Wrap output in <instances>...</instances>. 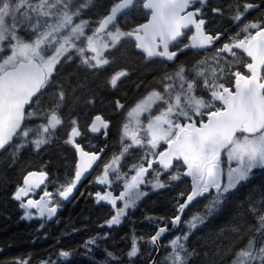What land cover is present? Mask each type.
<instances>
[{
  "label": "snow or ice",
  "instance_id": "1",
  "mask_svg": "<svg viewBox=\"0 0 264 264\" xmlns=\"http://www.w3.org/2000/svg\"><path fill=\"white\" fill-rule=\"evenodd\" d=\"M90 3L91 0L87 3H77L74 0H38V3L33 0H0V45L6 40L5 32L8 27L13 28L9 43L10 54L0 57V150H6L15 144V150L19 152L30 143L39 151L49 142L50 130L54 131L62 124L60 116L55 109L48 113L39 109L34 112L30 110V106L40 103L45 90L53 86L57 66L62 60L71 62L73 52L79 57L81 66L96 73L106 70L113 63L115 51L123 40H127L146 61L161 58L162 61L172 62L178 51H170V45L178 43L179 38L185 35V30H194V34L190 36L191 44L184 45L179 51L189 47L214 48L215 56L211 65L206 57L197 60L191 69L180 65L173 73L165 72L160 79L163 92L150 91L127 111V118L135 127L130 128L129 123L123 124L121 154L105 163L103 174L98 175L95 180L97 184L108 185V173L111 169L117 180L123 179V190L119 196H114L112 191H104L103 194L97 191L95 199L98 204L103 201L113 209L114 214L104 222V225L111 228L120 225L126 210L134 208L136 202L147 195L146 191L141 190V185L149 184L154 190L164 189L171 186V182L189 177L191 189L187 194H179L182 198L186 195V199L177 201L178 214L171 219V224H179L181 214L191 202L215 189L216 196L209 207L211 212L225 194L235 189L240 182L246 181L254 169L264 168V20L243 23L238 31L229 34L227 40L219 45L217 42L225 33L217 31L213 34L206 29L208 21L204 8L207 0H117L89 34L86 29L90 22L78 18ZM196 4L199 7H195ZM13 6L18 11L13 12ZM25 7L32 12L39 10V16L46 19L41 23L39 17L33 20L29 15L25 17L28 21L25 25L17 19L19 10ZM136 7L145 10L146 22L128 30L121 29L117 24L118 13ZM236 7L237 10L229 18L239 22L246 13L262 6L244 0L242 11L239 10V3ZM222 11L221 7H211L214 14ZM22 28L32 30L35 37L33 41L25 42L21 39L18 32ZM49 50H52L51 54L47 55ZM240 53L250 58V61H242L246 72L240 68H229L234 61H229L228 57L242 60ZM129 76L127 69H120L110 74L107 84L115 89L118 82ZM174 80L179 81V90L175 92L173 100L169 96L174 91L175 84L165 81ZM201 84L210 100L197 94ZM56 92L58 101L66 99V92L61 86H57ZM158 101L162 102V108L159 114L153 115L151 110ZM88 102L94 104L95 101L90 99ZM115 105L118 110L125 108L118 99ZM144 113H149L146 122L141 121ZM33 116H40L46 123L42 122L34 129L25 123ZM205 116L206 121L203 119ZM195 117L201 119L196 120ZM71 123L73 126L65 143L75 149L78 159L70 183L62 185L55 194L44 190L39 200L29 198L25 201V197L45 185L48 180L45 170L28 171L23 175L22 184L12 194V199L19 202V207L24 210L21 218L41 220V229L46 226L45 219L51 221L61 206L55 195L68 201L103 152V149L92 153L83 150L76 139L82 135L76 126L78 121L73 119ZM101 128L108 129L109 122L97 114L89 131L98 133ZM104 135L107 136V132ZM133 148L141 150L142 163L132 165L130 171L135 174L129 179L127 174L121 176L119 163L121 156ZM224 158L229 167L227 184L222 186L220 176ZM150 170L152 179L146 180V174ZM118 200L123 201V206L118 205ZM33 209L35 212L31 211ZM258 220L264 236V215H259ZM197 222L202 223L203 218H194L189 223V228H195ZM166 231L165 226L159 227L151 236L150 242L155 245ZM100 238V234L89 237L82 247L86 251H92L89 246L98 247ZM103 238L106 239L107 234H103ZM184 238L187 239V236ZM178 240L179 237L170 241L171 261L172 264H186L185 258L179 254L180 250H185L188 256L192 253L187 252L185 245L178 243ZM104 252L108 258L106 264L108 261L119 262L120 258L113 252L107 249ZM138 252L137 242L133 239L127 252L130 262L137 257ZM239 255L248 257L253 264L257 260L259 264H264V247H259L256 252L241 251ZM59 257L70 258L71 253L62 249ZM16 264H30V261H17ZM41 264L61 262L49 257L42 259ZM152 264L158 262L153 259Z\"/></svg>",
  "mask_w": 264,
  "mask_h": 264
},
{
  "label": "rangeland",
  "instance_id": "2",
  "mask_svg": "<svg viewBox=\"0 0 264 264\" xmlns=\"http://www.w3.org/2000/svg\"><path fill=\"white\" fill-rule=\"evenodd\" d=\"M113 1V0H112ZM111 0H91V3L89 4L87 9L82 10V16L78 18L79 19H84L89 21V26L86 29V31L90 34L91 33V29L93 27L96 26L97 21L101 18L102 14L101 11L107 6V10H109L110 5H111ZM230 0H226L224 3H220L221 0H209V7L207 8V14H208V18H209V24L212 25L214 24V27H218V28H222L223 31L226 30V32L229 34H234L236 31L239 30V26H241L243 23L249 22L248 21V16L249 13H246L245 16L242 18L241 21L239 22H235L232 19H230L229 17L237 10V7L235 4L234 7H231L230 10L225 11V6L226 4L228 5ZM237 1H241L240 4V9L242 11V4L244 2V0H237ZM236 1V2H237ZM252 0H247V2H251ZM257 1L258 3L256 4H260L261 1L264 3V0H254ZM34 3H38V0H33ZM74 2H84L87 3L88 0H74ZM106 4V6L101 9L100 4ZM232 4V3H231ZM0 6H2V4H0ZM211 7H221L223 9L222 13L220 14H214L211 12ZM13 12L18 11V9L13 6L12 8ZM105 11V12H106ZM109 12V11H108ZM134 13V9L127 11L125 13H120L118 14V17H121V22L120 20L117 22L118 26L123 29V30H128L130 29V25L133 21L132 19V15ZM108 14V13H107ZM31 15L33 20H35L37 17H39L41 23H43L44 17H40L39 16V10H36L35 12H32L30 9H28L27 7L20 9L19 10V15L17 17L18 21H22L25 25H27L28 21L25 20V17ZM251 15V14H250ZM13 31V28L11 26L8 27V30L5 32V36H6V40L3 42L2 45H0V57H3L7 54H10V47H9V43H10V35L11 32ZM253 32L255 30H252ZM18 34L20 35L21 39L25 42H31L34 40V35L31 29L28 28H22L19 30ZM77 43H80L79 41ZM123 43L121 42V46L115 51L114 54V61L113 63L107 67L106 70H102L98 73L96 72H92L90 70L85 69L83 66L80 65V60L79 57L76 56V54L73 52V60L71 62H68L67 60H62V62L57 66V71L54 73V77H55V81L53 83V86L50 87L49 89L45 90V94L41 97L40 99V103L37 104H33L30 107H32V110L34 112H36L38 109L39 110H43L44 113H48L51 109H55L57 114L60 116L61 120H62V124L59 125L57 127L56 130L52 131L50 130L49 136V142L42 146V148L37 151L30 143L21 148L19 150V152H16L15 150V146L11 149L12 152L7 153L6 157L9 159V162H5V164L3 166H1L0 164V182L3 183L4 185L7 184V181H4L2 178V173L3 170H5L6 168L9 170L10 165H13L16 161H17V155H21L22 152L29 150L31 148V150L34 153V162L33 163H37V166L40 165H45L41 159V157L46 153V151H48L50 148L56 146L54 148L53 151L55 152H60V170L57 169H53L52 170V175H53V182L51 183L52 185H54V190L57 193V189L60 188L62 185H67L68 183H63L64 181L70 180L71 179V175L69 172L70 166L72 164V158H73V154L71 151L68 150L67 146H64V143L62 141H60L61 139H64L70 128L73 126L71 121L72 116L74 114V112H76L75 114L78 115L79 117L82 116H86V113L88 111V108L92 105L90 103H88V108L85 105H81V107L79 109L75 108L78 104V100H76V93H74V91L77 88V82L79 80H87L89 79L88 77H94V76H98L99 74L104 75V79L107 82V76L110 77V74L114 73L115 71H118L116 69H112L114 63L117 64V62H119V59L122 58V46ZM58 46L57 45H54ZM85 46H86V42H85ZM54 47L52 50H54ZM49 50L46 52L47 55L51 54V51ZM208 58V63L209 65H211L212 63V58L214 57H208L207 55H203V54H189L188 56V63L189 65L187 66V69H191L194 65L195 62L197 60H202L205 58ZM161 66H158V76L156 78L155 84H153L150 89H157V90H161L163 89L162 84L160 83V79L163 76V74L165 72L170 73V69H176L177 66H172V67H168L164 64H160ZM199 67V66H197ZM120 69H124L123 67ZM119 69V70H120ZM189 73H191V71H189ZM177 82H179L178 80H174L171 81L170 83H174L176 84ZM77 85V86H76ZM57 86H61L65 92H66V99L64 101H58V96H57V92H56V88ZM85 99L84 95L82 97H80L81 99ZM169 98L174 100V96H173V92L170 94ZM92 99V98H88ZM95 100V99H94ZM57 103L59 104V107H57ZM103 107H107L105 104H102ZM162 108V102H156L153 105V108L151 110V113L154 114L155 112H160ZM76 109V110H75ZM129 110V109H128ZM127 110V111H128ZM146 115V118L148 117L149 113H144L142 114L141 118ZM46 123V120H43L40 116H33L30 119H27L25 121V123L29 126H32L34 129L38 126V124L40 123ZM124 123H129L130 124V128H134L135 125L129 121V119L127 118V112H126V116L124 118V121L122 123V128H123V124ZM32 135H30V138H32ZM142 136L144 135L143 133L141 134ZM127 142V141H125ZM50 147V148H49ZM48 148V149H47ZM45 150V151H44ZM69 151V152H68ZM122 151V147L120 149V152H117L116 156L120 155ZM140 149L137 148H133L130 149L129 153H125L123 156H121L120 159V163H119V171L121 173V176H123L124 174H127V176L129 175V167L132 165V163L137 160L140 159ZM28 152V151H27ZM42 152V153H41ZM68 152V153H66ZM26 155V152L24 153ZM38 154L39 156L35 155ZM41 155V156H40ZM26 157V156H25ZM150 158V157H149ZM20 159V157H19ZM4 161V159H3ZM30 162H27L26 160L24 162L19 163L18 165V170H15L13 173L14 175L21 172L22 170H24V168L26 167V164H29ZM224 178H226L225 175V168L227 169L228 172V164L226 161V158L224 159ZM6 165V166H5ZM235 166V165H233ZM111 173V179H112V183L120 188L121 183H122V187L120 188V191L123 190V179L117 180L116 174L112 172V170L110 171ZM152 179V173L150 171V173L148 174L146 180H150ZM183 179V177H182ZM10 183H8L6 186H8ZM227 184V182H226ZM264 184V168H256L253 170V172L249 175V178L246 181H242L240 182L235 189L230 190L227 194H225L224 198L222 199V201L215 206V208L210 212L209 211V207L212 205L213 203V198H209L206 199L202 202H200L197 206V209H192V212H189L188 214V218L186 219L185 223L183 224V226L181 227V229L176 232L177 230L173 231L170 233L169 238L165 239L164 238V242H163V251H162V258L159 264H172L171 261V254H172V249H171V244L170 241L173 238H177L179 237L178 243H183L185 245V249L187 250V252H191L192 255L188 256L186 255L185 250H180L179 254L182 255L185 258L186 264H233V262L235 261L236 264H253V262L248 258V257H241L239 255V253L241 251H246V250H252L253 252L258 251L259 247H264V236H262L261 234V229H260V225H259V220H258V216L259 215H264V196L260 197V198H252L251 196H247V198L245 199V201L250 202L252 200H255V204L252 205H257V208H249L248 213L243 214V217L246 218L247 215H251L250 217L253 218V221L250 222L249 220L246 222L247 223V227H248V231H245V233L243 235L244 238H242L236 245H232V244H228L229 238H227L226 236L229 235V233H234L235 235H239L242 234V232H244V230H242V232L240 230L235 231V228H232L229 226V222L233 221L235 219L236 215H241V213H239V211L243 210L242 207H238V212H236V215L234 216L233 219L226 221L223 220V222H220V224H215L214 219L215 217H219L221 218L223 213V209L227 206L228 204V200L229 198H234L235 196H237V193L241 190H243L244 188H246V195H248L249 192L253 191L254 189H256V191H260L261 190V185ZM181 186V180L180 181H174L171 182V186L169 187H173V186ZM106 187H108V185H106ZM141 190L146 191L147 195L142 197L140 200H138L136 202V205L134 208H129L126 210V215L124 217H122V222L120 225L118 226H112L111 228L107 227L106 225H104V222L100 223L95 221L97 217H94L93 219V224H90L87 228H82L81 232H85V236L82 237V241L83 243H85L87 241V239L89 237H94L97 236V234H100V240H103V234H107L108 238L106 239V243L103 246V250L107 249V247H110L111 249L118 251V247H114V245L111 244V240H112V236H110L111 232H115L117 230L122 229V226L124 224H130V230L132 231V235H130V239L131 237L133 239H137V245L141 244V250H139L138 255L142 256V257H146L151 253V246L152 243L149 244V240L147 237L148 235V230L147 228H149V230L156 224V221L153 219V216L148 215L145 219L144 222H140L139 220L135 223H133V219L131 217L132 214H134L137 210H139V208L142 206L143 202H148L149 199L152 197V193L159 191V190H164V189H152L151 186L149 184H145V185H141ZM119 191V192H120ZM179 192V191H178ZM14 193V192H13ZM103 194V193H102ZM95 198V195H94ZM62 200V199H61ZM63 202L67 203V201L62 200ZM153 201V200H151ZM149 201V202H151ZM123 202V201H122ZM242 203H245L244 201ZM96 204H98L96 202ZM241 203H239L240 205ZM99 206L102 205H108L106 202H100L98 204ZM251 205V204H250ZM123 206V204H122ZM60 208V207H59ZM58 208V209H59ZM33 212H35V210H31ZM96 213V210H95ZM196 217H202L203 218V222H197V226L195 228H189V223L191 221H193L194 218ZM47 223V229L46 230H40V232L36 229H31L32 230V236H37V238L32 239L34 240L37 244L36 246H38L39 248H42L45 246V242L48 240V235L51 233V231H55L58 230L57 227L59 226L58 224H55V217L51 220L48 221L46 220ZM81 221H85L84 219H82ZM171 221V219H169V222ZM12 224V222L10 223ZM13 225V224H12ZM101 225H104L103 227H101ZM218 227V228H216ZM15 223L13 226H11V229H15ZM26 229V228H23ZM173 228H170L169 230H172ZM29 233V230L26 229ZM146 230V231H145ZM11 230L7 229L6 231L3 229H0V234L2 233H9ZM144 231V232H143ZM157 231V230H156ZM155 231V232H156ZM155 232L152 234L154 235ZM28 233L26 232V234H24L26 237L29 236ZM83 234V233H82ZM53 235V234H52ZM185 235L187 236V239H185ZM31 236V235H30ZM74 236L73 231L72 234H62L58 241V238L51 239L52 242V246L50 245V248L46 247L44 248L45 253H44V259L49 258V257H53L55 259L60 260L61 264H73L76 263L77 259H86L87 263H90L92 261H94L93 264H101L100 259L97 258L98 255L101 254L100 249H93L92 251H86V252H82L80 253L79 250H77L75 247H69L68 246H62V244H70V239ZM1 243V242H0ZM220 243V244H219ZM222 243V245H221ZM2 244V243H1ZM225 244H227L226 246L229 247V251H223L224 248L226 249L227 247H225ZM3 245V244H2ZM4 247V251H5V259L4 261H2L0 264H6L8 261H10L12 259L13 256V252H10L12 250H6L5 246ZM64 247V248H63ZM220 247V250L219 249ZM19 249H24L25 245H21L18 246ZM68 250L71 253V257L70 258H61L59 257V251L60 250ZM0 250H2L0 248ZM235 250V256L230 258L229 255H231V252H234ZM48 251V252H47ZM202 254L199 255L198 252H201ZM216 251V255H214V252ZM219 251V252H218ZM197 254V255H196ZM223 257V258H222ZM107 258V257H106ZM76 259V260H75ZM108 259V258H107ZM111 262V261H110ZM103 264L106 263V259L104 261H102ZM38 264H41L38 263ZM255 264H259V260H257L255 262Z\"/></svg>",
  "mask_w": 264,
  "mask_h": 264
},
{
  "label": "trees",
  "instance_id": "3",
  "mask_svg": "<svg viewBox=\"0 0 264 264\" xmlns=\"http://www.w3.org/2000/svg\"><path fill=\"white\" fill-rule=\"evenodd\" d=\"M112 1V0H111ZM114 1V0H113ZM117 0H115L116 2ZM226 0H221V4L224 3ZM237 0H230L228 3V5L226 4L225 6V11L230 10L231 7H234L235 4L240 3L241 1H237ZM114 2V3H115ZM114 3H112L110 6H112ZM232 3V4H231ZM251 3H258L257 1L252 0ZM260 5L262 6L261 8H264V3L261 1ZM106 6V4H100L101 9H103ZM260 8V9H261ZM107 6L101 11V14L103 17L104 14L108 11H106ZM106 11V12H105ZM139 16L142 18H145L144 12L141 10L139 13ZM136 25V22L133 20L130 27H133ZM213 29L216 30H222V28H218V27H214V24H212ZM226 31V30H224ZM122 58L119 59V62H117V64L114 63L112 69H116L119 70L120 68H124L127 69L130 72V76L128 78H126L123 81H120L118 87L113 90L110 91L107 87H106V81L104 79V75L99 74L98 76H94V77H88L89 79L83 81V80H79L77 82V88L74 93H76L77 97L76 100H78V105L75 107L77 109H79L81 107V105H85L88 108V98H92L95 99L97 102L100 101H105V104L107 107H105L107 110L110 111V113H112L114 111V104H113V99L114 98H120V101L124 104L127 101H130L131 99L135 98L136 96H138L139 94H141L142 92H144L145 90H147V88L151 87L153 84H155L156 78L159 74L158 72V66H161V62L158 61H152L148 64L144 63V60H142V56L139 55L138 53L135 52L134 48L130 45V43H124L122 45ZM187 62L188 61V53L186 54H180L176 60V62ZM172 67V66H171ZM85 97V99H81L80 97ZM125 105V104H124ZM103 107V105L101 106ZM89 109V108H88ZM76 110V109H75ZM109 121L112 122V131L111 133H114L115 128L118 126V120H119V116L115 115L114 113L111 114V117L108 118ZM56 146L50 148L48 151H46V153L41 157L43 163L45 164L44 166L47 167L49 174H51L52 176V170L53 169H57L60 170L61 169V161H60V152H55L53 151L54 148ZM12 148H8L4 151H2L0 153V164L1 166H3L5 164V162H9L8 158L6 157L7 153L12 152L11 151ZM48 149V148H47ZM28 151V152H27ZM45 151V150H44ZM26 152V155L24 154ZM69 152V151H68ZM66 152V153H68ZM42 153V152H41ZM37 156H39L38 154H35ZM26 156V157H25ZM41 156V155H40ZM17 161L13 164L10 165L9 170L6 168L5 170H3L2 173V178L4 181H7V184L10 183L8 186L4 185L3 183L0 182V229L1 230H11L9 233H2L0 234V248L2 250H0V263L4 260H6L5 258V251H4V247L6 248V250H12L10 252H13V250L15 252H13V255L15 256H19V255H23L26 252L27 253H33L36 258L41 257V255L44 253V248L48 247L50 248V245L52 246V242L51 239L53 237V239L58 238V241L60 240L59 237L62 234H72V232L69 233V230L71 227H80L77 224V222H81L82 219L86 220L88 217L85 215H81V213L83 212V210H85L84 208L86 207L87 203H86V199L84 200V197L82 198L81 196L78 197V194L75 195V204L73 203L71 206L66 207L64 209V211L59 215L58 220L59 222V226L57 227L58 230H55L54 232L51 231V233L48 235V240L45 242V246L42 248H39L38 246H36V242L34 240H24L23 238H25L26 236L24 234H26V232L28 233V231L25 228L24 225L20 220V215L22 213V210L19 209L18 204L14 203V207L11 201V194L13 192L14 189L17 188V183H18V178L20 176V174L28 169V170H32V169H36V167H40L37 166V163H33L34 162V153L31 150V148L29 150H26L24 152L21 153V155H17ZM20 157V159H19ZM4 159V161H3ZM34 159V160H33ZM30 162L29 164H26L24 170H22L21 172L17 173L14 175V171L18 170V165L21 162L24 161ZM135 164H140L142 163V161L140 159H137L135 162ZM133 163V164H134ZM6 166V165H5ZM146 166V164H145ZM129 174H132V171L129 172ZM261 190L260 191H256V189H254L253 191L249 192L248 195H246V188H244L243 190L239 191L237 193V196H235L234 198H229L228 200V204L227 206L223 209L222 213V217H215L214 222L215 224H220V222H223V220L229 221L231 219L234 218V216L236 215V212H238V207H242L243 210L239 211V213L242 214L241 215H236L235 219L233 221H230L228 224L230 227L235 228L234 230H240L242 232V230H244V232H242V234L239 235H235L234 233H229L228 236H226L227 238H229L228 244H232L233 246L236 245L242 238H244L245 235H243L245 233V229L244 227H242V225L244 223H246L248 220L250 222L253 221V218L250 217L251 215H247L246 218L243 217V214L248 213L249 208H257V205H252L255 204V200H252L251 203L245 201V199L247 198V196H251L252 198H260L262 196H264V184L261 185ZM179 191V192H178ZM190 191L189 188V182L183 177V179L181 178V186H173V187H167L164 190H160L158 192H153L152 193V197L149 199V201L151 202H143L142 206L139 208V210H137L134 214L131 215L132 219H133V223L137 222L138 220L140 222H144L147 214L153 216V219L156 221V224L149 230V228H147L148 230V235L146 238H148L149 240V244H150V237L151 235L156 231V229L159 226L164 225L169 219H172L175 215H177L176 212V208H177V201L178 200H182L184 199V197H180V193L184 192L185 194H187ZM186 196V195H185ZM216 193L211 192L207 195H204L201 199H199L196 203H194V205H192V209H197V206L200 202L215 197ZM78 197V199H77ZM86 197V195H85ZM74 199V200H75ZM245 203H242V202ZM239 203H241L239 205ZM251 204V205H250ZM89 206V205H88ZM89 207L93 208V205L91 204ZM82 208V209H81ZM94 209V208H93ZM111 213L110 209L108 208H101L99 209V213H101V215L104 217L106 214L105 213ZM191 212V211H189ZM77 214V215H76ZM111 215L108 214L106 218L110 217ZM96 220L100 217L96 216ZM104 218V219H106ZM103 220H99L97 222H103ZM93 220V219H92ZM12 222V224L14 225L15 223V229H11V226H13L12 224H10ZM84 224H86L87 226H89L88 222H84ZM91 224L92 221H91ZM126 225L128 228L130 227V224L128 225L127 223L124 224ZM218 228V227H216ZM248 229V227H247ZM146 231V230H145ZM80 232V231H79ZM119 235V239H120V230L116 231ZM144 232V231H143ZM83 236H85V232H82ZM30 233H28L29 235ZM53 234V235H52ZM31 235V234H30ZM32 236V235H31ZM82 236V237H83ZM127 238V234H124L122 236V240H115L113 242H111V244L114 245V247H118V251L111 249L110 247H107V250L113 252L116 257H119V261H123V260H127L129 261L128 257H127V252L130 250L133 238L131 237V239L129 240V238L126 240ZM71 239L73 240H77L78 237L73 236ZM129 240V241H128ZM136 241H138L137 239H135ZM20 242H24V243H20ZM61 242V240H60ZM220 244V243H219ZM21 245H25V248L23 249H19L18 246ZM69 244H62V246H68ZM222 245V243H221ZM227 244H225V247ZM139 250H141V244L137 245ZM151 246V253L148 255L149 257L152 255V253L155 251V248L152 245ZM13 248V249H12ZM38 248V249H37ZM229 247H227L226 249L224 248L223 251H229ZM220 250V247L218 249ZM218 251V252H219ZM232 254L229 255L230 258L235 256V250L234 252H231ZM199 255L202 254L201 252H198ZM218 253H216V251L214 252V255H216ZM197 255V254H196ZM102 256V254L98 255L97 258L100 259ZM146 256V257H148ZM148 257V258H149ZM141 258H145L142 257L140 255H137V257L132 258V261L129 263H133V264H137L140 263ZM162 258V253L159 257V263L161 261ZM223 258V257H222ZM148 261V259L146 260ZM158 263V264H159ZM76 264V263H73ZM78 264H90L86 262V259H80ZM106 264V263H105ZM108 264H117L116 261H108ZM146 264V263H145Z\"/></svg>",
  "mask_w": 264,
  "mask_h": 264
},
{
  "label": "flooded vegetation",
  "instance_id": "4",
  "mask_svg": "<svg viewBox=\"0 0 264 264\" xmlns=\"http://www.w3.org/2000/svg\"><path fill=\"white\" fill-rule=\"evenodd\" d=\"M209 0H207V6L204 8V11L206 13V19L208 21V23L206 24V29H209L211 30V32L214 34L215 32L217 31H221L223 32L222 30H216V29H213L212 25L209 24V20H208V16H207V8L209 7ZM260 5V4H259ZM195 7H199V4H196ZM141 11V8L140 7H137V10L135 11V13L132 15V19L136 22V25L137 24H140V23H143V22H146V17L145 18H142L139 16V13ZM262 13H264V8H261V9H254L252 11L249 12V16H248V21H258V20H264V15H262ZM251 14V15H250ZM119 24V23H118ZM132 28V27H130ZM194 34V30H186L185 31V35L182 36L179 40L178 43L174 44L171 48H170V51H178V55L177 57L175 58L174 61L172 62H169V61H166V60H161V59H153L149 62H146L145 59L142 58V60H144V63L145 64H148L152 61H158V62H161V64H164L168 67H171V66H177V68L180 66V65H184L186 68L187 66L189 65L188 62H182L179 61V62H176L178 56L180 54H186L188 53V56L189 54H203L205 52H211V51H215L214 48H211L210 50L208 51H190V50H183V51H179V49H182L184 47V45L188 44V42L190 41V36ZM223 40V36L221 37V40L220 42H222ZM122 43H129L127 40H123ZM135 50V49H134ZM140 55V54H139ZM238 68H240L242 71H244V68H243V63L242 61H240L239 65H238ZM170 73H173L175 71V69H170L169 70ZM189 76L192 75V73H188ZM107 80L109 79V76H107ZM128 78V77H127ZM126 78H123L121 81L125 80ZM171 81H165V83H170ZM120 82H118L117 84V87L119 85ZM106 87L110 90V91H113L115 89L111 88L107 82H106ZM152 90H157V89H150L147 88V90H145L144 92H142L141 94H139L138 96H136L135 98L131 99L130 101H127L125 102V108L123 110H118L116 109V105H115V101L118 99L120 100V98H114L113 99V104H114V111L112 113H110L109 110H107L105 107H101L103 103H105V101H100V102H97L96 100H94V104H92L87 113H86V116H82V117H79L78 115H76L74 112L73 116H72V119H75L78 121L77 123V127L78 129L81 131L82 135L80 137H77V141L78 143L81 145L82 149L85 150V151H88L90 153L92 152H100L101 149H103V152L100 154V159L96 161V164L94 165L90 175L88 176V178L81 184V186L76 190V192L74 193L73 197L71 198L70 202L69 203H65L61 200V198L57 195H55V199L57 201H59L60 203V208L61 210L57 212V215L55 216V224H58L59 225V220H58V217L59 215L64 211V209L66 207H69L71 206L73 203L75 204V195L78 194V197L81 196L82 198L84 197V200L86 199V202L87 200H90V205L93 204V201L96 202V199L94 198V195L97 191H100L101 194L104 192V191H112L113 195L114 196H117L118 192L120 191V188L122 187V183H121V186L120 188L116 187L113 183H112V179H111V169H109V181L110 183L108 184V187H106V185H100V184H97L95 183V180H96V177L98 175H102L103 174V168H104V165L105 163H108L111 161V159L116 156L117 152H120V149L122 147V141H121V136H122V123L124 121V118L126 116V112L128 109H130L131 107H133L137 102H139L140 100H142L143 98H145L148 93ZM179 90V82H177L175 84V89L173 91V96L175 97V92ZM158 91H161L163 92V89L161 90H158ZM197 94L198 95H203L205 98H206V90L203 88V85L201 84L198 89H197ZM90 100V99H89ZM88 100V101H89ZM159 102V101H158ZM89 103V102H88ZM87 103V104H88ZM30 110H32V107H30ZM33 111V110H32ZM115 114L117 116H119V120H118V126L115 128V131L114 133H111V129H112V122L108 120L109 117H111V114ZM101 115L103 119H105V121L109 122V128L106 129V132H107V136L104 135V131H101L98 132V133H94V134H91V132L89 131V126L93 120V118L95 117V115ZM155 114H159V112H155L153 115ZM195 118H199V117H195ZM146 115H144L142 118H141V121L142 122H146ZM67 137V136H66ZM61 139L60 141H62L64 143V146H67L68 147V150L72 152L73 154V158H72V164L70 166V169H69V172H70V175L72 176L71 179L74 177V171H75V163L77 162V155H76V152L74 150V148H72L70 145L66 144L65 143V139ZM36 169L38 171L40 170H45L48 174H49V171L47 169L46 166L44 165H41L40 167H36ZM28 172V169L24 170L19 178H18V183H17V186L18 185H21L22 184V179H23V175L26 174ZM50 177H51V180L44 186V188H39V189H35L34 192L30 193L29 194V198H32V199H37L39 200L40 197L43 195V192L44 190H47L49 192H52V193H56V191L54 190V185H52L51 183L53 182V175L51 176L50 174ZM70 180H67V181H64L63 183H70ZM16 189L13 190V192L15 191ZM12 192V194H13ZM12 194H11V201H12V204H13V207H14V203H17L18 204V207H19V202L17 201H14L12 199ZM86 195V197H85ZM77 197V199H78ZM75 199V200H74ZM27 199H25L26 201ZM119 200H118V204H119ZM89 205V206H90ZM89 206H86L83 210V212L81 213V216L82 215H85V216H88V217H91L93 218V208L89 207ZM119 206H122L119 205ZM101 208H104L102 206H100ZM19 209H21L19 207ZM82 209V208H81ZM22 210V213L20 215V220L24 227L26 229L29 230V233L32 235V230L31 229H36L40 232V230H46L48 227H47V223L45 221V224L46 226L41 229L39 227L40 223H41V220L39 219H32V220H26V219H22L21 217L23 216V213H24V210ZM33 212V211H32ZM108 214H110L108 212ZM77 215V214H76ZM78 226H80L79 224H76ZM74 228L75 231H80L81 229V226L80 227H71L70 230H69V233L71 231V229ZM152 236V235H151ZM37 238V236H27L25 238H23L24 240H31V239H35ZM151 238V237H150ZM20 243H24V242H20ZM75 247L77 249V245L75 242H73V239H70V244L68 245V248L69 247ZM64 248V247H63ZM13 249V248H12ZM38 249V248H37ZM156 251V249H155ZM155 251L152 253V255L148 258V262H150V260L152 259ZM163 251V244L161 242V253ZM13 252H15L13 250ZM48 252V251H47ZM44 253H45V250H44ZM44 253L41 255V257L39 258H36V256L33 254V253H25L23 255H19V256H13L12 259L10 261H8L6 264H16L17 261H25V260H29L30 261V264H38L42 261V259H44ZM102 256H101V260H107L106 256H105V253H102ZM76 260V259H75ZM79 260L80 259H77L76 260V264L79 263ZM159 261V260H158ZM126 262H128L127 260H123V261H119L117 262L118 264H125Z\"/></svg>",
  "mask_w": 264,
  "mask_h": 264
},
{
  "label": "bare ground",
  "instance_id": "5",
  "mask_svg": "<svg viewBox=\"0 0 264 264\" xmlns=\"http://www.w3.org/2000/svg\"><path fill=\"white\" fill-rule=\"evenodd\" d=\"M87 205L86 206H88V205H90V200H87ZM121 204H123V202L122 201H120V203H119V205H121ZM93 208L94 209H92L93 210V218H91V217H88L85 221H81V222H77V224H79L80 226H81V229H83V228H87L88 226L86 225V224H84V222H88L89 223V225L91 224V221L93 222V220L92 219H94V217H96V216H98V217H100V218H98L97 219V221H99V220H103L104 218H106L107 217V215H108V213H105L106 215L103 217L102 215H101V213H99V209H101V207L98 205V204H96V202H94L93 201ZM95 210H96V213H95ZM189 211H193L192 210V208H189V209H187L186 211H185V213L183 214V218H182V221H181V224L183 225L184 223H185V221H186V219L188 218L187 216H188V214H189ZM81 216V215H80ZM109 218V217H108ZM108 218H106V219H108ZM106 219H104V221L103 222H105V220ZM102 222V223H103ZM169 222V220L164 224V225H162V226H165L167 223ZM82 226H83V228H82ZM159 227H161V226H159ZM159 227L156 229V230H158L159 229ZM242 227H244V229H245V231H248V229H247V223H244L243 225H242ZM80 229V232L79 231H75L74 230V228H72L71 229V231L70 232H72L73 231V234H74V236H76V237H78V239L77 240H73V242H75L76 243V245H77V250H79L80 251V253H82V252H86V250H85V248L84 247H82V245L84 244L83 243V241H82V236H83V234H82V230ZM124 234H127V238H126V240L129 238V240H130V235H132L133 233H132V231L130 230V228H128L126 225H123L122 226V229H120V239H119V235H118V233L115 231V232H111L110 233V236H112L113 238H112V240H111V242H113V241H115V240H122V236L124 235ZM170 236V235H169ZM169 236H167L165 239H167V238H169ZM107 238H108V236H107ZM106 238V239H107ZM106 239H103V240H100V241H98V247L97 246H95V245H90L89 246V248H91V249H100V252H102V253H105L104 252V250H103V246H104V244L106 243ZM128 240V241H129ZM161 242H162V244H163V242H164V239H162L160 242H159V256H158V259H157V262L159 263V257H160V255H161ZM151 243V242H150ZM113 245V244H112ZM154 246V248L156 249V251H155V253H154V255H153V257L155 256V254H156V252L158 251V248H157V246L156 245H153ZM153 257H152V259H153ZM148 259V257H145V258H141V261H140V263H137V264H148V263H150V262H148L147 263V260ZM151 259V260H152ZM108 260V259H107ZM106 260V261H107ZM150 260V261H151ZM102 261H104V260H101L100 259V262H101V264H103L102 263ZM94 263V261H92V262H90V264H93ZM118 264V263H117ZM125 264H133V263H129V261L128 262H126Z\"/></svg>",
  "mask_w": 264,
  "mask_h": 264
},
{
  "label": "water",
  "instance_id": "6",
  "mask_svg": "<svg viewBox=\"0 0 264 264\" xmlns=\"http://www.w3.org/2000/svg\"><path fill=\"white\" fill-rule=\"evenodd\" d=\"M118 14H119V13H118ZM88 173H89V172H88ZM88 173L85 174V178L81 180V182L77 185V187L80 186V185L82 184V182H84V181L86 180V178H87V176H88ZM48 178H49V177H48ZM188 178H189V177H188ZM189 180H190V184H191V179L189 178ZM220 180H221V184H223V171H222V170H221ZM77 187H76V189H77ZM76 189H75V190H76ZM75 190H74V192H75ZM212 190H215V189H212ZM210 191H211V190H210ZM215 191H216V190H215ZM74 192H73V193H74ZM70 198H71V197H70ZM70 198H69V200H70ZM196 199H197V198H196ZM196 199H195L193 202H191V203L186 207L185 211L191 207V205L196 201ZM69 200H68V201H69ZM185 211L181 214L182 218H183V214L185 213ZM181 221H182V219H181ZM180 224H181V222H180L179 224L175 225L174 228H173L172 230H169V229H168L169 226L171 225V221L168 222V223L165 225V227L167 228V231H166L165 234H163V236H162L161 238H159V239L157 240V242H156L155 245L157 246L158 251L156 252V254H155V256L153 257V259H155L156 261H157V259H158V256H159V253H160V252H159V249H160V248H159V242H160L162 239H164L167 235H169L171 232L177 230V229L179 228ZM157 231H158V230H157ZM153 259H152V260L150 261V263H148V264H152Z\"/></svg>",
  "mask_w": 264,
  "mask_h": 264
}]
</instances>
